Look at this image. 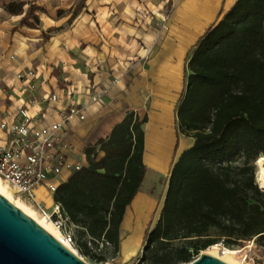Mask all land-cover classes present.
<instances>
[{
	"label": "crops",
	"instance_id": "crops-1",
	"mask_svg": "<svg viewBox=\"0 0 264 264\" xmlns=\"http://www.w3.org/2000/svg\"><path fill=\"white\" fill-rule=\"evenodd\" d=\"M237 0H0V110L19 121L27 108L35 120L60 123L68 109L83 110L65 129L49 165L62 157L69 166L58 185L87 165L86 149L107 139L128 113L145 124L146 175L127 207L120 231L119 256L141 259L145 235L160 220L174 164L193 147L179 133L177 109L186 90L189 60L207 30L217 25ZM24 4L23 14L11 4ZM34 7L32 17L22 20ZM22 72H33L24 82ZM30 85V88L28 87ZM57 96L56 101L49 100ZM93 96L99 101L94 102ZM0 137L4 138L0 131ZM104 153L99 154L102 158ZM50 179L54 173L49 172ZM148 179V180H147ZM161 193L145 189L158 188ZM38 197L54 204L46 188Z\"/></svg>",
	"mask_w": 264,
	"mask_h": 264
},
{
	"label": "trees",
	"instance_id": "trees-1",
	"mask_svg": "<svg viewBox=\"0 0 264 264\" xmlns=\"http://www.w3.org/2000/svg\"><path fill=\"white\" fill-rule=\"evenodd\" d=\"M23 7L8 10L23 14ZM35 10L23 24L31 25V17L39 22ZM147 121L128 113L107 139L86 149L87 165L55 194L79 228L77 250L91 260L101 243L114 256L120 253L125 212L146 175ZM177 125L195 143L172 168L140 263L189 264L222 240L230 249L255 240L264 253V192L255 180L256 162L264 157V0H237L200 39L188 63Z\"/></svg>",
	"mask_w": 264,
	"mask_h": 264
},
{
	"label": "built area",
	"instance_id": "built-area-1",
	"mask_svg": "<svg viewBox=\"0 0 264 264\" xmlns=\"http://www.w3.org/2000/svg\"><path fill=\"white\" fill-rule=\"evenodd\" d=\"M36 76L33 72H22L20 78L25 83ZM30 88V85L28 86ZM49 100L56 101L57 96L53 95ZM93 101L98 102V96H93ZM19 121H10L4 118L0 110V131L4 138L0 137V179L8 186L16 199L33 208L41 218L48 221L60 234V242L69 250L78 254L75 234L71 223L66 217L62 206L55 202V194L58 188L57 179L63 168L69 166L62 157L57 159V165H49L53 159L52 151L64 140L67 129L66 125L79 117L85 119L83 110L76 107L68 109L62 115L60 123L47 125L41 120H35L27 108H22L18 112ZM82 167H77L80 170ZM49 172L54 173V179H50ZM46 188L54 199L51 209H47L37 195L39 188ZM252 246L255 240L247 241ZM217 253L225 256L230 248L226 246L224 240L215 245ZM212 246V247H215ZM104 248V244H100ZM250 251V250H249ZM249 253V252H248ZM81 258L83 256L79 255ZM246 254V258H248ZM245 258V259H246ZM84 259V258H83Z\"/></svg>",
	"mask_w": 264,
	"mask_h": 264
},
{
	"label": "water",
	"instance_id": "water-1",
	"mask_svg": "<svg viewBox=\"0 0 264 264\" xmlns=\"http://www.w3.org/2000/svg\"><path fill=\"white\" fill-rule=\"evenodd\" d=\"M0 264H89L0 194ZM189 264H228L203 254Z\"/></svg>",
	"mask_w": 264,
	"mask_h": 264
},
{
	"label": "rangeland",
	"instance_id": "rangeland-1",
	"mask_svg": "<svg viewBox=\"0 0 264 264\" xmlns=\"http://www.w3.org/2000/svg\"><path fill=\"white\" fill-rule=\"evenodd\" d=\"M258 175H259V167H258L257 162H256V176H255L256 184L258 185L260 190H262L264 192V190L261 189L260 184L258 183V179H259ZM164 185H165L164 183L163 184L159 183L158 188L156 189V188H153L152 186L147 184L145 189L153 190V191H155V193H158V192L161 193L159 189H164ZM0 189L3 192H5L6 194H11L9 192L11 189L8 186H6V184H4L1 180H0ZM12 194H13V192H12ZM14 199L17 201V199L15 197H14ZM19 205H21V207H24L23 208L24 210L28 211L29 213L34 215L36 218H38V220H40L41 222L44 223L43 218H41L40 215L33 208L24 204L23 202H19ZM49 226H50V229L58 236V233L56 232V230L51 225H49ZM71 227H72L74 234L77 236L79 228L76 227L75 225H72V224H71ZM144 237H146V235ZM248 246H252L251 243H248L247 241L242 242L239 245L234 246L233 249H230L229 253L225 256H220L217 253V247L216 246L211 247L205 251L199 252V254L195 257L196 258L195 260H197L203 254H210L212 256L219 258L220 260H222L224 262H230L231 264H264L263 249L258 245V243H254V246L252 247V249H248ZM93 253H94L95 258H96L95 261L89 259L88 257L83 256V258L89 264H141L140 259L137 261H133V262L132 261L126 262L119 255L114 256L111 249L101 248L100 246L99 247H93ZM78 254L80 255L79 251H78ZM246 254L249 255L248 258L245 257ZM98 260H100V261H98Z\"/></svg>",
	"mask_w": 264,
	"mask_h": 264
},
{
	"label": "bare ground",
	"instance_id": "bare-ground-1",
	"mask_svg": "<svg viewBox=\"0 0 264 264\" xmlns=\"http://www.w3.org/2000/svg\"><path fill=\"white\" fill-rule=\"evenodd\" d=\"M257 165L259 167V179H258V183L260 184L261 189L264 190V157H261L258 159L257 161ZM1 180V179H0ZM11 194H6L5 192H3L0 189V194H2L4 197H6L8 200H10L13 204H15L18 208H20L21 210H23L27 215H29L32 219H34L36 222H38L44 229H46L52 236H54L56 239L60 240V234L59 232L52 226V224H50L48 221L44 220V223L41 222L40 220H38V218H36L34 215H32L31 213H29L28 211L24 210V207H21V205H19V202H21L20 200L17 199V201L14 199V195L12 194V191H9ZM51 225L56 232L58 233V236L50 229ZM210 255V254H209ZM228 264H231L230 262H226Z\"/></svg>",
	"mask_w": 264,
	"mask_h": 264
}]
</instances>
